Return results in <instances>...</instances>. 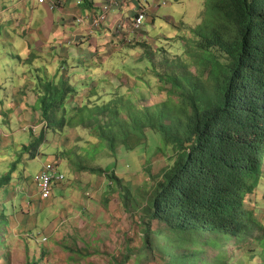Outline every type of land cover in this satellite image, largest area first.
Segmentation results:
<instances>
[{
    "label": "rangeland",
    "instance_id": "374dc122",
    "mask_svg": "<svg viewBox=\"0 0 264 264\" xmlns=\"http://www.w3.org/2000/svg\"><path fill=\"white\" fill-rule=\"evenodd\" d=\"M37 1L0 0V176L14 166L19 169L8 187L9 200L3 199L9 222L4 231L0 227L5 238L0 242V264H113L128 249V264H143L148 259L139 260L135 252L143 236L141 206L154 186L153 176L170 165L171 152L152 130L138 149L120 146L112 151L103 146L94 123L86 114L82 122L77 110L120 98L146 107L164 105L170 98L178 104L179 96H171L169 82L159 74L173 72L169 61L184 56L191 28L202 22L207 0H165L162 6L168 8L148 16L139 38L132 34L130 14L116 28L106 23L88 34L75 16L68 21L64 10L51 11ZM63 1L65 8L73 0ZM71 32L78 44L72 51L87 58L88 69L62 65L68 55L57 41ZM14 55H19L18 64L6 65ZM59 59L76 92L70 98L73 110L59 111L60 123L48 128L31 68L50 62L56 67ZM99 123L105 124L104 116ZM48 162H55L67 177L43 199L34 176ZM90 168L104 172L92 173ZM113 174L121 184L111 182ZM247 200L261 212L264 223V184ZM219 241L229 263H263L260 256L248 257L232 239ZM220 247L206 245L201 257L212 262ZM160 251L148 264L171 263Z\"/></svg>",
    "mask_w": 264,
    "mask_h": 264
},
{
    "label": "trees",
    "instance_id": "16d2710c",
    "mask_svg": "<svg viewBox=\"0 0 264 264\" xmlns=\"http://www.w3.org/2000/svg\"><path fill=\"white\" fill-rule=\"evenodd\" d=\"M191 32L184 56L169 61L173 72L159 74L169 82L171 96H179L178 104L170 98L164 105L146 107L120 98L77 112L82 122L86 114L103 146L112 151L120 146L138 149L152 130L171 152L170 165L153 176L154 186L141 206L143 236L135 252L139 260L148 259L143 264L161 254L160 249L170 264H231L220 239H232L248 257L260 256L264 264V223L247 200L264 184V0H207L202 22ZM60 39L61 51L68 55L62 58L64 68L88 69L84 55L70 53L78 44L65 45ZM16 60L19 55L6 65H16ZM59 63L31 68L48 128L60 123L59 111L73 110L69 105L76 87ZM102 116L105 124L99 123ZM18 172L14 166L0 176L3 231L9 222L3 199L9 200L8 187ZM110 179L121 184L115 174ZM208 244L221 246L212 262L201 257ZM129 259L130 249L113 264H128Z\"/></svg>",
    "mask_w": 264,
    "mask_h": 264
},
{
    "label": "built area",
    "instance_id": "2783aa9c",
    "mask_svg": "<svg viewBox=\"0 0 264 264\" xmlns=\"http://www.w3.org/2000/svg\"><path fill=\"white\" fill-rule=\"evenodd\" d=\"M125 0H105L99 5L97 12L90 13L87 16H77L76 21L82 25H90L92 29H97L108 22L112 13L119 9ZM152 1V2H151ZM39 4H47L51 11L60 9L63 6L62 0H38ZM156 3L157 6L167 5L163 0H139L135 6V14L131 19L132 34L135 37L145 30L146 21L149 16L152 4ZM66 173L59 170L55 162H48L44 165L43 169L34 176V182L39 189L40 195L44 199L50 198L56 189L66 180Z\"/></svg>",
    "mask_w": 264,
    "mask_h": 264
},
{
    "label": "crops",
    "instance_id": "0c3cea01",
    "mask_svg": "<svg viewBox=\"0 0 264 264\" xmlns=\"http://www.w3.org/2000/svg\"><path fill=\"white\" fill-rule=\"evenodd\" d=\"M104 1L105 0H90L88 3H86V0H73L72 2H75L74 4L71 2L70 5L65 6L64 9H60V10L61 11L64 10L66 12V13L65 12L63 13V16H66V19L69 21L71 16H78V15L87 16L90 13H94L95 11L98 10L99 5L102 4ZM136 3L137 2L135 0H125V1H123L121 7L119 9L115 10L112 13V15L114 17L110 18V20L108 22L109 23V27L116 28L117 25L120 22H122V20L124 19L125 15L130 14L131 16H134ZM164 8H165V6H157L156 3H153L152 7L150 8V11H149L151 14L149 13V15L154 16V14H160V13L164 12L168 7L166 9H164ZM83 26L85 27L83 29H85L86 33L90 34V33H94L95 32L94 30H92V28L90 27L89 24L88 25H83ZM75 36L71 32L66 37H62V40L60 39V41H61V43L65 44V45H70L71 46L72 45L71 43L72 42L75 43V40H77L75 38ZM83 36H86V35H83ZM72 49L73 48H71L70 53H71ZM72 53H73V51H72ZM74 56L76 57V53L74 54Z\"/></svg>",
    "mask_w": 264,
    "mask_h": 264
},
{
    "label": "clouds",
    "instance_id": "9594fccd",
    "mask_svg": "<svg viewBox=\"0 0 264 264\" xmlns=\"http://www.w3.org/2000/svg\"><path fill=\"white\" fill-rule=\"evenodd\" d=\"M163 1H165V0H163ZM40 5H42V4H40ZM63 8H64V6H62L60 9H63ZM60 9H58V10H60ZM55 11H57V10H55ZM78 16L81 17L80 15H78ZM75 17H77V16H75ZM92 30H95V29H92Z\"/></svg>",
    "mask_w": 264,
    "mask_h": 264
},
{
    "label": "bare ground",
    "instance_id": "6f19581e",
    "mask_svg": "<svg viewBox=\"0 0 264 264\" xmlns=\"http://www.w3.org/2000/svg\"><path fill=\"white\" fill-rule=\"evenodd\" d=\"M44 199V198H43Z\"/></svg>",
    "mask_w": 264,
    "mask_h": 264
}]
</instances>
